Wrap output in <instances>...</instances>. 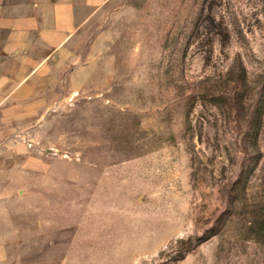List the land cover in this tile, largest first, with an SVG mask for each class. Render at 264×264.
Masks as SVG:
<instances>
[{
    "label": "rangeland",
    "instance_id": "obj_1",
    "mask_svg": "<svg viewBox=\"0 0 264 264\" xmlns=\"http://www.w3.org/2000/svg\"><path fill=\"white\" fill-rule=\"evenodd\" d=\"M67 48L0 112V264H264V0H112Z\"/></svg>",
    "mask_w": 264,
    "mask_h": 264
},
{
    "label": "crops",
    "instance_id": "obj_2",
    "mask_svg": "<svg viewBox=\"0 0 264 264\" xmlns=\"http://www.w3.org/2000/svg\"><path fill=\"white\" fill-rule=\"evenodd\" d=\"M111 1L0 0V112L34 101L47 64Z\"/></svg>",
    "mask_w": 264,
    "mask_h": 264
}]
</instances>
